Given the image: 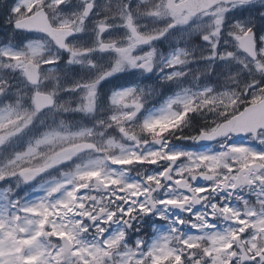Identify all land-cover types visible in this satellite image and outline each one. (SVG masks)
<instances>
[{"label":"snow or ice","instance_id":"1","mask_svg":"<svg viewBox=\"0 0 264 264\" xmlns=\"http://www.w3.org/2000/svg\"><path fill=\"white\" fill-rule=\"evenodd\" d=\"M0 26V264H264V0H11Z\"/></svg>","mask_w":264,"mask_h":264},{"label":"flooded vegetation","instance_id":"2","mask_svg":"<svg viewBox=\"0 0 264 264\" xmlns=\"http://www.w3.org/2000/svg\"><path fill=\"white\" fill-rule=\"evenodd\" d=\"M101 3L107 2V0H100ZM7 3H11V0H0V4H7ZM162 49H167V44L165 45H161ZM133 79L131 76L128 75H119L117 78L112 79L110 84H106L105 88L110 89L114 86H119V85H124L127 84L129 80ZM157 82L155 80V78H150V79H145L142 81V86H153L155 85ZM175 88V86H173L171 88L170 91H166V90H162L164 91V95H169L172 94V90ZM161 102V97L159 95L157 96H153L149 101H148V107H152L153 105H159V103ZM65 119L68 120H81V116L80 114H65L64 115ZM83 122L87 123V119L85 118L83 120Z\"/></svg>","mask_w":264,"mask_h":264},{"label":"rangeland","instance_id":"3","mask_svg":"<svg viewBox=\"0 0 264 264\" xmlns=\"http://www.w3.org/2000/svg\"><path fill=\"white\" fill-rule=\"evenodd\" d=\"M2 5H4V4H0V6H2ZM3 28L5 30V27L0 26V30L3 29ZM163 50H166V49H163ZM173 90L176 91V88H174ZM64 99H68V97H64ZM132 174L135 175L134 173H132Z\"/></svg>","mask_w":264,"mask_h":264}]
</instances>
